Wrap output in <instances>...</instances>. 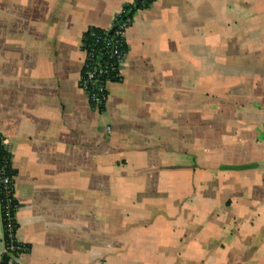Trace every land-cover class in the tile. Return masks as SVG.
<instances>
[{
    "label": "crops",
    "instance_id": "0c3cea01",
    "mask_svg": "<svg viewBox=\"0 0 264 264\" xmlns=\"http://www.w3.org/2000/svg\"><path fill=\"white\" fill-rule=\"evenodd\" d=\"M134 2L0 0L9 264H264V0L135 11L93 110L83 34Z\"/></svg>",
    "mask_w": 264,
    "mask_h": 264
},
{
    "label": "built area",
    "instance_id": "2783aa9c",
    "mask_svg": "<svg viewBox=\"0 0 264 264\" xmlns=\"http://www.w3.org/2000/svg\"><path fill=\"white\" fill-rule=\"evenodd\" d=\"M141 9L148 8L156 0H136ZM133 16H128L126 9L121 8L114 16L113 22L108 30H103L102 36L92 35V42L81 44L83 53V65L81 71L83 74L79 79V88L85 94L86 99L93 110L100 111L105 108L109 100L107 93V84L112 81H120L122 78V69L127 58V46L125 43V33L133 24ZM106 131L109 133L110 129ZM13 177L0 175V186L6 190V197L11 196L13 191ZM13 196V195H12ZM7 209L6 216L7 226L6 233L9 240H13L12 218ZM2 237V234H1ZM2 249L11 253L13 246L4 247L1 239Z\"/></svg>",
    "mask_w": 264,
    "mask_h": 264
},
{
    "label": "trees",
    "instance_id": "16d2710c",
    "mask_svg": "<svg viewBox=\"0 0 264 264\" xmlns=\"http://www.w3.org/2000/svg\"><path fill=\"white\" fill-rule=\"evenodd\" d=\"M126 9L127 15L128 16H133L134 12L141 9L138 2L135 0V2L130 5L124 7ZM103 30L99 29H89L87 30L82 37L81 44L85 43H91L92 42V35L97 34L99 36H102ZM83 74V71H81L80 76ZM112 82H117V81H112ZM104 110V107L100 109L99 112H102ZM9 156L8 154L4 151L3 147L0 145V175H5L9 177H14V172L10 168L9 164ZM13 191H11V196L6 197V190L4 187L0 186V215H1V227H2V241L4 244V247H9L10 245L13 246V250L11 253L8 251L5 252L4 254L1 255L0 257V264H9L11 262V259L17 258L21 254H26L29 251L28 246L20 245L17 244L14 240V235L15 231L17 228L16 223L13 220V214L14 211L17 207V203L15 202L13 198ZM10 200V203L8 204V210L10 213V217L12 218V227H13V240H9L7 233H6V226H7V221H6V216L4 215L5 210L7 209V200Z\"/></svg>",
    "mask_w": 264,
    "mask_h": 264
},
{
    "label": "water",
    "instance_id": "95a60500",
    "mask_svg": "<svg viewBox=\"0 0 264 264\" xmlns=\"http://www.w3.org/2000/svg\"><path fill=\"white\" fill-rule=\"evenodd\" d=\"M1 239H2V237L0 236V257H1L2 252H3ZM13 262H14L13 259H11V263H13Z\"/></svg>",
    "mask_w": 264,
    "mask_h": 264
}]
</instances>
